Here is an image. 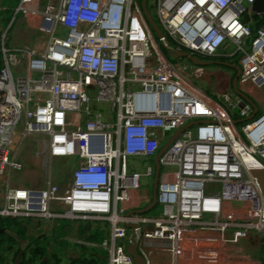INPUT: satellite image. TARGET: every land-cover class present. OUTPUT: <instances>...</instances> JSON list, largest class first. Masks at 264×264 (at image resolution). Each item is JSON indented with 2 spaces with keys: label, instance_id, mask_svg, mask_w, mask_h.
Masks as SVG:
<instances>
[{
  "label": "built area",
  "instance_id": "built-area-1",
  "mask_svg": "<svg viewBox=\"0 0 264 264\" xmlns=\"http://www.w3.org/2000/svg\"><path fill=\"white\" fill-rule=\"evenodd\" d=\"M141 1H20L15 16L39 18L35 28L47 46L12 49L8 31L0 33V179L6 185L0 217L107 222V238L82 246L106 252L108 264H135L127 250L136 243L146 264L156 253L179 264L183 244L197 232L233 231V244L252 232L264 238V113L252 118L253 107L233 91L218 101L205 95L191 80L204 67L165 56ZM255 2L153 4L165 49L211 60L240 54L239 83L262 90L264 13L253 11ZM94 100L119 109L114 127L92 110ZM244 120L246 140L237 129ZM192 123L160 157L161 214H134L143 209L136 203L141 181L155 178L156 169L131 173L128 159L155 158ZM28 140L45 173L40 189L19 186L14 178L25 170L19 154ZM71 158L79 161L75 170L55 181L53 163ZM232 185L246 186L252 201L238 216L228 213L221 189Z\"/></svg>",
  "mask_w": 264,
  "mask_h": 264
},
{
  "label": "rangeland",
  "instance_id": "rangeland-1",
  "mask_svg": "<svg viewBox=\"0 0 264 264\" xmlns=\"http://www.w3.org/2000/svg\"><path fill=\"white\" fill-rule=\"evenodd\" d=\"M155 0H149L148 3V8L152 14V17L154 20L159 24V20L157 18V12H156V7L153 4ZM17 5V0H15L14 7ZM15 14V9L12 10L11 13H5L3 12L0 15V27L3 26L6 29V25L3 23V16L2 15H7V16H12L14 18ZM24 14L21 13L17 16L16 20L13 22V26L11 27L9 31V39L11 38L12 40H15V32H16V27L17 24L22 20ZM14 20V19H13ZM40 20L37 19L36 21V27L39 26ZM25 26L23 25V29H25L26 25L28 22H24ZM26 34L27 37L30 36V39L33 40L31 46L37 48L39 51H44L46 46H47V38L45 35H41V33L36 29V28H30L29 26L26 28ZM17 35V34H16ZM18 36V35H17ZM59 37H65L66 33H59ZM26 35H22L20 37H17V43L20 46H23L27 44ZM10 44H12L9 40L7 42V47H10ZM158 45L162 52L165 54V56L171 60V51L167 50L164 48L163 43L161 41H158ZM28 47V46H27ZM235 48L231 49V52H234ZM239 58L240 54H238L234 58H219V59H206L204 58L203 60L205 61H210V62H215V64L206 66L203 70H200L199 76L197 78H192V82L201 89L207 95L209 98L218 101V95H227L231 94L232 92V83L235 78V72L231 68L224 67L222 65H219L217 63H230V64H237L239 65ZM172 62H175L171 60ZM239 87L241 90H243L246 95L252 99L257 107L259 108L258 115H261L264 113V89L262 90H254L252 88H248L246 90L241 83H239ZM128 89V87H127ZM138 90V89H137ZM96 92H93V99L96 97ZM91 108L93 111H98L101 112L105 118V120L111 122V124L114 125L117 123V116L119 114V109L116 107H113L112 102H97L94 100L91 104ZM236 113L239 114V110H236ZM82 124H85L86 118L83 117L81 120ZM245 125V123H240L237 124V129L240 132V136L243 140H246L245 134L242 131V127ZM21 153L25 152L27 146L25 147L24 145L22 146ZM35 149V147H34ZM20 153V154H21ZM19 154V155H20ZM154 159L155 158H129L128 159V169L129 171L132 172H139V173H145L147 167L151 166L154 164ZM79 161L77 158H71V159H59L53 163L52 170H53V178L55 181L62 182L68 175L75 170L77 167ZM41 170V168H40ZM42 172L41 176L45 178V173L44 171ZM20 176L16 177L15 175V180L16 184L19 186H24V184L28 181V179L24 176L23 172L18 174ZM261 182H262V188H264V173L259 174ZM31 182L34 184L32 185L33 188H41L43 185V179H38L34 178ZM39 182V184H38ZM141 192L148 190L149 192L152 193L153 191V186H154V178H143L141 181ZM226 194H228V197H226V209L228 213L238 216L240 213L243 211L248 210L250 207V204H252L251 198H250V193L249 190L246 186H240V185H232V186H223L221 188ZM162 212V206L157 205L150 213L147 214V216H157L161 214ZM42 222V226H47V229H50V227L58 225L59 231H56L54 229L53 231H48L46 232V236L50 238V244L47 242L44 243L46 245L48 252V256L45 258V262L51 261V262H57L56 258H53V255H57L58 259L63 260V264H68L69 262L67 261V258L70 256V253L63 254L62 249L65 248L66 246L64 245L67 244L69 246V249L75 257H78L77 254L81 255V252L83 251V248L81 247L84 244L89 243V242H96L100 244L105 238H107L109 235V229L110 225L107 222H101V221H72V220H67V219H55L53 222H46V221H40ZM53 223V225H52ZM77 225V226H76ZM87 225L90 230L94 233L95 238L94 239H88L86 234L83 232L84 228H86ZM76 227V228H75ZM75 228V229H74ZM66 229H71L75 232L74 233H69L68 235L65 234ZM241 241V240H240ZM239 245V243H238ZM45 247V246H44ZM91 251H95L98 253L100 256H105L108 258V255L106 252L103 250H93L89 248ZM30 253V250L27 251ZM51 257V258H50ZM9 259H11V256H9ZM50 259V260H49ZM17 261H12L10 260L9 264H17ZM52 263V264H53Z\"/></svg>",
  "mask_w": 264,
  "mask_h": 264
},
{
  "label": "crops",
  "instance_id": "crops-1",
  "mask_svg": "<svg viewBox=\"0 0 264 264\" xmlns=\"http://www.w3.org/2000/svg\"><path fill=\"white\" fill-rule=\"evenodd\" d=\"M20 1L21 0H17V5L14 7L15 0H0V15L3 12L11 13L13 9H15V14H16V10L20 4ZM15 14L13 16L14 18H12V16L10 15L9 16L2 15L3 23L6 25V29L5 27L1 26L0 33L8 31V40L12 43L10 44L9 48L13 49V48L28 46L34 49V47L31 46L30 44L33 42V40L30 39V36L27 37L26 28L28 26L30 28L33 27L35 28L37 19L36 18L34 19L25 13H23L24 16L16 27L15 33L18 36L15 34V40H12L11 38L9 39V31L13 26V22L16 20L18 16V15L15 16ZM25 21L28 22V24L26 25L25 29H23L24 28L23 25L25 26L24 24ZM22 35L23 36L26 35L28 42L27 44L20 46L17 43V39H18L17 37H20ZM244 88L248 90L249 87H244ZM24 146L25 147L27 146V148L25 152L20 154L19 158L20 161H22L25 165V170L23 171V174L28 179V181L22 187L33 188L32 185L34 183L31 181L34 178L43 179V177L41 176L42 172H40L42 171L40 170L41 163L40 160L37 159L34 155L36 148L34 149L35 146L33 141L28 140L27 143L24 144ZM18 174L20 173H17L16 177L20 178ZM36 189H40V188H36ZM5 190H6L5 178L0 179V210L4 207ZM136 197H137L136 203L143 209L146 208L152 202V193L149 192L148 190L138 193ZM23 218L26 219V220L22 219L25 220L22 224L23 228L26 229L25 232L22 231L21 228H17L15 233H11V235H13L16 238L18 242V246L22 248L23 253L25 250H28L30 246L32 247L39 244L41 247H44L43 246L44 243L47 242L48 244H50L49 241L50 238H48L45 233L48 231H53L54 229H56V231H59L58 225H56V227L52 226L50 227V229H47L48 228L47 226L41 225L42 224V222H40L42 221L41 219L29 218V217H23ZM85 226L87 230L86 228H84L86 233L84 231L83 232L86 234V236L88 235L87 236L88 238L91 235L89 233V227L87 225ZM73 230L66 229L65 234L66 235H68L69 233L75 234ZM232 232L233 231H229L228 235L225 236H222L219 232H214V233L197 232L195 235H192L183 244V247L181 249L182 252H181L179 264H262V249H263L264 238L261 235L252 232L250 233L247 239L242 240L238 245L228 242V240L232 238ZM20 234L22 236H19ZM109 234H110V229H109ZM64 245L66 247L62 249L63 251L62 253L63 254L70 253V256L67 258V261L69 262L68 264H72V260L75 257V255H73L71 251L68 250L69 246L67 244L64 243ZM101 258L102 260L104 259L103 257ZM170 258L171 257L167 254L156 253L154 254L153 257V264H172ZM61 264H63V260H61Z\"/></svg>",
  "mask_w": 264,
  "mask_h": 264
},
{
  "label": "water",
  "instance_id": "water-1",
  "mask_svg": "<svg viewBox=\"0 0 264 264\" xmlns=\"http://www.w3.org/2000/svg\"><path fill=\"white\" fill-rule=\"evenodd\" d=\"M148 3H149V0H142L141 1V8H142V12L144 14V17H145L153 35H154L156 44L159 47L158 41H161L162 43H164L167 40V37H166V34L164 33V31L161 29V27L158 25V23L152 17V14L148 8ZM253 11L255 13H261V14L264 13V0H256L255 4L253 5ZM183 59H188L193 65L199 66V67H206V66H210V65L215 64V62L205 61V60H203L197 56H192L187 51H176L174 53H171V60L180 62ZM217 64L229 67L235 71L236 75H235V78H234L233 84H232L233 91L236 95L241 97L246 103L250 104L253 107V109H254V114L252 116V118H253L259 112V108L255 104V102L252 99H250L239 87V80L241 77L240 66L237 64H230V63H217ZM246 121L247 120L239 121L237 123L238 124L244 123ZM195 124H197V123L189 124L188 126L177 131L176 134L163 146L160 153L155 157L154 166L156 169V173H155L154 186H153V191H152V202L146 208L139 210V211H135L134 214L146 215V214L150 213L158 205V202H159L158 188H159L160 174H161V164L159 161L160 157L169 148V146L180 136V134H182L187 129L193 127ZM131 214H133V213H130V215ZM126 227L129 229H137L138 228L137 225H130V224L126 225ZM86 230H87V228H86ZM127 251L131 256H133L135 264H146L145 259L138 252V244L137 243L135 245L130 246ZM23 254H24L23 251H21V253L18 256L17 264H19L21 262Z\"/></svg>",
  "mask_w": 264,
  "mask_h": 264
},
{
  "label": "trees",
  "instance_id": "trees-1",
  "mask_svg": "<svg viewBox=\"0 0 264 264\" xmlns=\"http://www.w3.org/2000/svg\"><path fill=\"white\" fill-rule=\"evenodd\" d=\"M253 18L255 21H257L259 17L257 15H254ZM249 19L250 18L246 16L244 22L248 23ZM22 219L25 218L0 217V264H9L11 259L12 261H16L22 251V248L18 246L16 238L11 235V233L16 232L17 228H21V230L25 232L26 229L23 228L22 224L26 219ZM89 233L91 236L88 237V239H94L95 235L90 231V228ZM19 236L22 235L20 234ZM43 246L45 247H41L39 244L32 247L30 246V248L28 249L30 250V253L27 252L28 250L24 251V255L21 259L20 264H52L53 262L51 261L45 262V258L48 256L49 251L47 250L46 245ZM81 247L83 248L81 255L77 254L78 258L74 257L72 260V264H108L107 257L100 256L98 253H96L95 251H91L85 246ZM9 256H11V259H9ZM101 257H103L104 259L102 260ZM53 258L57 259V262H54L53 264H61V260L58 259L57 255H53L52 259ZM262 264H264V240L262 249Z\"/></svg>",
  "mask_w": 264,
  "mask_h": 264
},
{
  "label": "bare ground",
  "instance_id": "bare-ground-1",
  "mask_svg": "<svg viewBox=\"0 0 264 264\" xmlns=\"http://www.w3.org/2000/svg\"><path fill=\"white\" fill-rule=\"evenodd\" d=\"M264 190V188H262Z\"/></svg>",
  "mask_w": 264,
  "mask_h": 264
},
{
  "label": "flooded vegetation",
  "instance_id": "flooded-vegetation-1",
  "mask_svg": "<svg viewBox=\"0 0 264 264\" xmlns=\"http://www.w3.org/2000/svg\"><path fill=\"white\" fill-rule=\"evenodd\" d=\"M236 74V73H235Z\"/></svg>",
  "mask_w": 264,
  "mask_h": 264
}]
</instances>
